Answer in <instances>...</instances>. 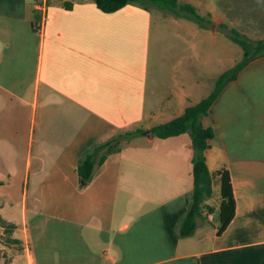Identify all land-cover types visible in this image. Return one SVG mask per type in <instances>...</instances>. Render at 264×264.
<instances>
[{
  "label": "crops",
  "instance_id": "1",
  "mask_svg": "<svg viewBox=\"0 0 264 264\" xmlns=\"http://www.w3.org/2000/svg\"><path fill=\"white\" fill-rule=\"evenodd\" d=\"M179 3L215 25L137 2L105 12L95 0H0V264H264V55L203 118L215 130L209 168L229 170L237 201L221 234L206 209L179 235L192 139L146 132L240 61L217 26L242 22V9L257 10V22L264 0ZM135 128L144 131L84 184L83 151ZM220 201L216 176L207 204L216 211Z\"/></svg>",
  "mask_w": 264,
  "mask_h": 264
},
{
  "label": "trees",
  "instance_id": "2",
  "mask_svg": "<svg viewBox=\"0 0 264 264\" xmlns=\"http://www.w3.org/2000/svg\"><path fill=\"white\" fill-rule=\"evenodd\" d=\"M98 7L105 12L116 11L131 3H140L147 7L156 5L162 9L177 15L187 16L196 20L201 26L213 27L214 21L210 15H202L191 3L180 4L179 0H95ZM67 7L71 4L65 2ZM221 27L229 28L228 24L221 23ZM229 36L239 43L244 50V57L234 66L224 71L216 79L214 89L199 102L189 105L181 115L153 126L151 132L160 137L167 138L188 132L194 148L193 156V197L192 201L179 221V235L192 234L197 227V218L203 216L206 209L214 211V207L207 204V200L214 195V183L216 176L220 181V207L219 229L221 234L233 220L236 214L237 201L234 193L232 177L228 169L223 168L216 174L212 173L207 162V150L211 146V140L215 136V130L211 126H205L203 118L209 113L211 106L227 83L239 77L240 72L255 58L264 55V38L255 42L238 28L232 27L228 31ZM144 131L143 128L128 129L117 133L110 138L88 146L82 153L77 163L76 170L80 180L89 183L98 167L104 164L108 156L121 150L122 142ZM84 183V184H86Z\"/></svg>",
  "mask_w": 264,
  "mask_h": 264
},
{
  "label": "rangeland",
  "instance_id": "3",
  "mask_svg": "<svg viewBox=\"0 0 264 264\" xmlns=\"http://www.w3.org/2000/svg\"><path fill=\"white\" fill-rule=\"evenodd\" d=\"M252 10L253 9H242L244 17L242 16L243 20L240 23H236L234 21L233 24L229 25L230 26L229 28H223V27H220V26H217V27L220 30H222V31L228 32L229 29L234 26V27L238 28L242 33L246 34L251 39L252 42L257 41L260 38H264V18H262L260 20H257V22H255V23L250 22V19H252V17H250V16L254 17L256 15L255 11H257V10H255L254 12H252ZM231 44L235 45V47H238V49H240V53H241L240 60H242L243 57H244L243 48L239 44H237L235 42H233ZM124 141H123V144H127V142H129L130 140L129 141H125V142ZM215 202L216 201L214 200L213 203H215ZM213 212H215L214 224H217L219 222V211H218V208L216 209V211L214 210Z\"/></svg>",
  "mask_w": 264,
  "mask_h": 264
},
{
  "label": "built area",
  "instance_id": "4",
  "mask_svg": "<svg viewBox=\"0 0 264 264\" xmlns=\"http://www.w3.org/2000/svg\"><path fill=\"white\" fill-rule=\"evenodd\" d=\"M207 216L210 218V219H213L214 218V215H213V213H211V212H209V211H207Z\"/></svg>",
  "mask_w": 264,
  "mask_h": 264
},
{
  "label": "water",
  "instance_id": "5",
  "mask_svg": "<svg viewBox=\"0 0 264 264\" xmlns=\"http://www.w3.org/2000/svg\"><path fill=\"white\" fill-rule=\"evenodd\" d=\"M146 132L149 134V133H151V130L148 129V130H146ZM82 182H83V183H86L85 180H82Z\"/></svg>",
  "mask_w": 264,
  "mask_h": 264
}]
</instances>
